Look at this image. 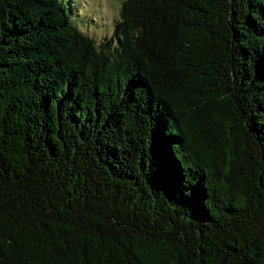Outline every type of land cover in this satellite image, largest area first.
<instances>
[{
    "label": "trees",
    "instance_id": "obj_1",
    "mask_svg": "<svg viewBox=\"0 0 264 264\" xmlns=\"http://www.w3.org/2000/svg\"><path fill=\"white\" fill-rule=\"evenodd\" d=\"M0 0V264H264V0Z\"/></svg>",
    "mask_w": 264,
    "mask_h": 264
},
{
    "label": "rangeland",
    "instance_id": "obj_2",
    "mask_svg": "<svg viewBox=\"0 0 264 264\" xmlns=\"http://www.w3.org/2000/svg\"><path fill=\"white\" fill-rule=\"evenodd\" d=\"M123 0H74L72 19L97 42L112 35Z\"/></svg>",
    "mask_w": 264,
    "mask_h": 264
}]
</instances>
